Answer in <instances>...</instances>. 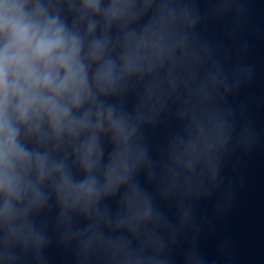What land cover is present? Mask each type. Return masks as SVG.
<instances>
[{"label":"clouds","instance_id":"clouds-1","mask_svg":"<svg viewBox=\"0 0 264 264\" xmlns=\"http://www.w3.org/2000/svg\"><path fill=\"white\" fill-rule=\"evenodd\" d=\"M30 0H0V191L7 201L28 195L23 176L17 172H33L37 183H43L53 172L62 175L61 189L75 201L91 199L94 182L85 181L73 189L62 165L49 166L46 156L33 155L26 140L40 139L46 121L57 137L67 132L71 136L87 134L81 156L86 173L93 168L96 134L107 130L113 141L127 144L134 130L105 108L102 97L112 93L116 83L114 64L105 59L106 43L93 40L85 48L84 39L71 32L59 16L45 14L40 4ZM85 13L98 14L100 0H80ZM131 7V0L118 4L110 0L105 18L117 19ZM93 27L88 26L86 36ZM125 71L129 65H124ZM82 115H74L80 113ZM127 172V160L116 159L106 173L109 185L119 186L123 177L117 170ZM37 194H33L35 202Z\"/></svg>","mask_w":264,"mask_h":264}]
</instances>
